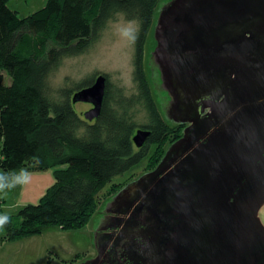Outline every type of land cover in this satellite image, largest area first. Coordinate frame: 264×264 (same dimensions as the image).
<instances>
[{
	"label": "water",
	"instance_id": "water-1",
	"mask_svg": "<svg viewBox=\"0 0 264 264\" xmlns=\"http://www.w3.org/2000/svg\"><path fill=\"white\" fill-rule=\"evenodd\" d=\"M154 38L167 118L185 126L111 198L97 255L80 264H264V0H169ZM105 88L101 73L71 95L93 105L85 119Z\"/></svg>",
	"mask_w": 264,
	"mask_h": 264
},
{
	"label": "trees",
	"instance_id": "trees-1",
	"mask_svg": "<svg viewBox=\"0 0 264 264\" xmlns=\"http://www.w3.org/2000/svg\"><path fill=\"white\" fill-rule=\"evenodd\" d=\"M9 1L0 0V169L53 168L54 182L37 203L5 215V240L41 232L43 225H81L103 188L120 186L144 165L141 172L153 169L158 147L182 134L181 125L163 117L144 69V43L158 0H47L22 17ZM117 14L138 23L136 91L116 88L111 94L107 77L100 114L90 121L71 95L96 76L54 91L49 76L62 57L84 51ZM138 129L150 131L141 147L133 142Z\"/></svg>",
	"mask_w": 264,
	"mask_h": 264
},
{
	"label": "rangeland",
	"instance_id": "rangeland-1",
	"mask_svg": "<svg viewBox=\"0 0 264 264\" xmlns=\"http://www.w3.org/2000/svg\"><path fill=\"white\" fill-rule=\"evenodd\" d=\"M46 1L10 0L8 4L11 9L17 10L18 16L22 17L43 7ZM168 1L157 2L153 22L144 43L143 57L145 74L152 94L163 117L170 121L165 108L169 100L168 94L160 84L157 71L153 69L154 63L149 61L156 45L154 27L161 9ZM137 29L138 23L135 20H126L121 14H117L84 51L77 55L62 57L58 67L49 76L50 90L72 87L78 82H83L84 79H90L92 75L98 76L103 73L109 79L111 94H114L116 88H122L126 94L135 92L134 45ZM91 107L93 106L87 102L75 103V108L82 117V113ZM137 118L140 122L144 121L146 118L144 112L137 113ZM176 132L179 133L175 131L171 134L176 135ZM171 144V141H166L158 147L152 162L155 160V164H158ZM144 166L128 176V179L123 180L122 186L113 189L108 186L103 188L97 197V202L91 206L81 221V225H71L72 227L68 226V228L64 225H43L41 232L11 240H5L3 238L5 228L0 229V264H80L92 257L94 233L105 214L107 203L122 187L143 174L144 172L141 171ZM22 169L27 171V181L23 185L0 192V215H15L24 205L37 203L54 182L53 168L31 170L24 167ZM20 170L0 169V175L14 176ZM125 182L127 183L124 184ZM108 214L110 213L107 211ZM258 215L264 225V205Z\"/></svg>",
	"mask_w": 264,
	"mask_h": 264
},
{
	"label": "clouds",
	"instance_id": "clouds-1",
	"mask_svg": "<svg viewBox=\"0 0 264 264\" xmlns=\"http://www.w3.org/2000/svg\"><path fill=\"white\" fill-rule=\"evenodd\" d=\"M27 171L21 169L14 176L0 175V192L10 190L18 185H23L27 181ZM10 222V218L5 215H0V229H3Z\"/></svg>",
	"mask_w": 264,
	"mask_h": 264
},
{
	"label": "flooded vegetation",
	"instance_id": "flooded-vegetation-1",
	"mask_svg": "<svg viewBox=\"0 0 264 264\" xmlns=\"http://www.w3.org/2000/svg\"><path fill=\"white\" fill-rule=\"evenodd\" d=\"M153 61V60H152ZM151 61V62H152ZM156 66V65H155ZM153 67V69L156 71L157 70V68L156 67ZM106 80H107V77H106ZM89 104H91V103H89ZM92 105V104H91ZM93 106V105H92ZM184 126L185 125H181V130H183V128H184ZM182 135V134H181ZM142 175V174H141ZM111 201V200H110ZM109 201V202H110ZM109 202L107 203V206L105 207V210H104V212H105V214H104V216L101 218V220H100V223H99V225H98V227L100 228V232H98V234H103L104 233V231H103V229H104V222H105V220H106V218L108 217V216H111V212L110 211H108V209H109ZM107 211L110 213V214H108L107 215ZM98 229V228H97ZM96 232V231H95ZM94 237H95V233H94ZM99 237V236H98ZM97 238V237H96ZM124 244H125V241L123 240L122 242H121V246L119 247V248H117V250H118V252L120 253L123 249H124ZM93 250H94V255H92V257H89L88 259H91V258H94V257H96V255H97V246H95V244H94V242H93ZM85 260H87V259H85ZM128 260V259H127ZM119 262H120V264H126V262L127 261H122L121 259H119ZM129 262V261H128Z\"/></svg>",
	"mask_w": 264,
	"mask_h": 264
}]
</instances>
